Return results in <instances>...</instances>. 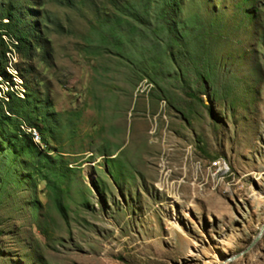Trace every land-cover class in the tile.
Listing matches in <instances>:
<instances>
[{
	"label": "rangeland",
	"instance_id": "374dc122",
	"mask_svg": "<svg viewBox=\"0 0 264 264\" xmlns=\"http://www.w3.org/2000/svg\"><path fill=\"white\" fill-rule=\"evenodd\" d=\"M11 1L28 40L1 38L0 99L26 95L42 146L9 141L28 114L0 120V264L245 252L264 226V0ZM226 264H264V232Z\"/></svg>",
	"mask_w": 264,
	"mask_h": 264
},
{
	"label": "trees",
	"instance_id": "16d2710c",
	"mask_svg": "<svg viewBox=\"0 0 264 264\" xmlns=\"http://www.w3.org/2000/svg\"><path fill=\"white\" fill-rule=\"evenodd\" d=\"M54 3L60 5V6H67V7H73V4H71L72 0H51ZM16 8L13 6V2L11 0L2 1L0 0V22L2 20H7L6 23L0 24V70H6L8 61L6 60V54L8 51L5 48L4 40L1 39L3 37H9L10 44L15 47V49H26L25 43L28 40V37L26 36L27 33L24 32L23 29V22L18 23V13L15 10ZM20 26V27H19ZM2 58V59H1ZM0 77L2 81L6 82V79L8 78L5 73H0ZM26 95L23 98H20L16 93L12 92H6L3 93V98L0 99V120L1 123L4 120H9L10 118L6 115H12L11 117H17L19 118L22 114L27 115L25 116L26 119V125L22 123L20 126L16 127V134L14 135V140H9L13 144L20 143L21 148L28 149L29 144H34L36 147H39L41 145V137L40 134L36 131L39 130V120L36 118L34 120H31L29 113L34 112L36 108H32L31 102L28 103L27 99H25ZM30 110L28 113L27 111ZM18 121V120H17ZM3 124V123H2ZM21 127H25V130H23ZM27 130H35L37 133V139L33 137V135ZM34 140H38L39 143L36 144ZM29 143V144H28ZM42 146V145H41Z\"/></svg>",
	"mask_w": 264,
	"mask_h": 264
},
{
	"label": "bare ground",
	"instance_id": "6f19581e",
	"mask_svg": "<svg viewBox=\"0 0 264 264\" xmlns=\"http://www.w3.org/2000/svg\"><path fill=\"white\" fill-rule=\"evenodd\" d=\"M29 133H31L32 135H33V137L35 138V139H37V133H36V131L35 130H27ZM38 141V140H37ZM165 164H162L161 165V167H160V169H161V171H160V178H159V180H158V183H157V188L159 189V190H161L162 189V180H163V178H167L168 177V175H170V171H168V172H166L167 170H165ZM163 169H164V171H163ZM187 173V172H186ZM182 184H184V183H182ZM190 186V185H189ZM172 226H173V228H174V230L175 231H177V232H179L180 234L182 233V230H181V228L177 225V223H172Z\"/></svg>",
	"mask_w": 264,
	"mask_h": 264
},
{
	"label": "water",
	"instance_id": "95a60500",
	"mask_svg": "<svg viewBox=\"0 0 264 264\" xmlns=\"http://www.w3.org/2000/svg\"><path fill=\"white\" fill-rule=\"evenodd\" d=\"M263 232H264V226H263V228H262L261 234L256 238V240L254 241V243H253V244H252V245H251V246H250L245 252H243V253H241V254H239V255L233 257V258L228 259V260L225 262V264H226V263L233 262V261L237 260L238 258L242 257L243 255L247 254V253H248V252H249V251H250V250L256 245V243L260 240V238H261Z\"/></svg>",
	"mask_w": 264,
	"mask_h": 264
},
{
	"label": "built area",
	"instance_id": "2783aa9c",
	"mask_svg": "<svg viewBox=\"0 0 264 264\" xmlns=\"http://www.w3.org/2000/svg\"><path fill=\"white\" fill-rule=\"evenodd\" d=\"M224 166H225V165H224ZM225 169H227L226 166H225ZM225 169H224V171H227V170H225Z\"/></svg>",
	"mask_w": 264,
	"mask_h": 264
}]
</instances>
